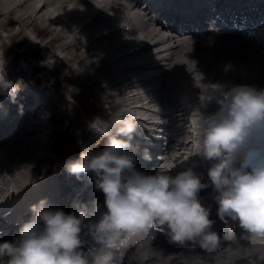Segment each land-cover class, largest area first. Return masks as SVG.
Instances as JSON below:
<instances>
[{"label": "clouds", "instance_id": "clouds-1", "mask_svg": "<svg viewBox=\"0 0 264 264\" xmlns=\"http://www.w3.org/2000/svg\"><path fill=\"white\" fill-rule=\"evenodd\" d=\"M233 67L229 61L224 70ZM0 76V93L15 98L20 85L4 72ZM197 83L195 100L187 102L202 120L195 154L208 164L207 180L192 166L175 173L141 170L132 150L137 131L132 116L97 115L88 128L102 138L103 147L97 141L84 144L79 158L66 165L78 176L90 173L104 193L103 204H96L97 218L89 219L86 208L67 211L41 198L31 205L33 216L18 235L0 241V264H134L130 246L156 228L172 241H192L211 251L221 233L200 195L210 186L227 227L238 221L248 233L264 237V88L230 80ZM143 156L152 159L147 148ZM223 237L235 240L236 233L230 228ZM261 260L264 254L252 264Z\"/></svg>", "mask_w": 264, "mask_h": 264}, {"label": "bare ground", "instance_id": "bare-ground-1", "mask_svg": "<svg viewBox=\"0 0 264 264\" xmlns=\"http://www.w3.org/2000/svg\"><path fill=\"white\" fill-rule=\"evenodd\" d=\"M111 1V7L106 6L105 3L100 4V7L99 5L95 6L94 3L106 2V0H0V13L2 15L10 16L13 8H17L18 16L21 20H24L25 18H28L29 20V18H32L33 15L36 16L40 13L38 22L34 23H36L38 27L46 24L47 26H49V28L53 29V31L55 29L57 30L55 36H52L50 39H48L45 44L50 45V43H52L56 39L61 40L58 48L66 52L65 57H70L69 52L66 51L70 46L87 44L88 49L84 54H89L88 56H90L88 70L86 69V71L84 72L82 67L84 65V61H82V59L80 58L77 59V57L82 58L83 53L76 52L77 50L73 51L76 52L74 53V55L77 57L72 56L70 57L71 59L69 61L65 60L64 57H60L57 66V68H63L66 71L82 68L81 72L77 73L73 71L72 73L77 75H82L84 73V79H80V81L86 83L87 85L89 83L94 84L100 79H102V82H107L111 85L114 81L113 73H127L137 69V65H133L134 67H131L127 64L128 61H126L125 59L129 56H140L138 58H133L135 61L143 57L152 60H162L165 54L166 58L170 59L172 57V53L175 52L174 50H177L178 55L175 57V59L179 55H184L183 61H178L177 64H175V67H178V69H180L181 71L178 72L170 70V64L169 66L168 64L164 66V69H162V67H158L156 69L157 73L154 77L151 78V80L153 79L152 81H157L159 79L161 81V87L160 84L157 85L158 87H160L156 91L157 94L155 92H152L153 88H150L151 86L149 87V90L140 93V96L150 95L152 93L155 96L158 95L160 97V105L162 107H168V109H170L171 111L176 110L177 107L180 108L182 105V102L173 92L176 89L173 84V78L176 76L185 77V79H187L186 85L189 86V88H191L193 92L199 90L198 84L194 85L193 82L197 81L199 82V84H202L206 79L248 82L258 88H264V62L260 63L255 60L258 59L259 53L254 54L253 52H251L252 46L246 43V39H243L240 42L227 33L222 34L225 35V39L228 42L227 44H224L220 39L217 38V36L214 39H212V36H209L208 39L202 38L201 42L189 40L187 44H183L178 40H172L170 42L172 43V46L166 48V46H169L170 43H167L168 40L166 41V39H162L156 43L154 48L152 47L153 50L151 48L152 52H147L144 50H134L132 53L126 54V58H123L121 60L115 59L112 55H115L119 52L123 53L124 51L122 50L137 46L138 43H141L143 39H146L149 36H154V31L150 30L148 28L150 26L142 20L144 19V17L140 14H137L135 25L134 27H130L129 33L140 32V30L142 31L141 38H137L138 43L129 45L133 38L127 32L125 34H123L122 31H115L112 33L109 32L110 30L117 28V25L127 23L128 19L130 18H124L122 7L120 6V8H118L119 5H116V2H118V0ZM76 2H79V4H81L80 7L75 6ZM258 5L259 4H257L256 6ZM102 6L106 7L102 8ZM47 8H49V10H47ZM29 9L31 10V12H29ZM63 9H65V11H63ZM68 9H70L71 11L66 13ZM96 9H98V11ZM128 9L133 12L131 7H128ZM61 10L63 11V15H65L66 13V16L62 20L63 22H56L59 14L62 15ZM113 10L114 12H112ZM132 15L135 16L134 12L130 16ZM121 19L123 20L119 22L118 20ZM116 20L118 21L117 24L115 23ZM72 27H75L74 32H72ZM39 29L42 30L43 28ZM13 35H15V32L11 33V36ZM68 35H72V38L70 40H66L69 37ZM85 38L87 39L86 41H84ZM126 45L129 46H127L125 49H121ZM236 45H241L243 49V52L239 57V54L236 55L238 52ZM228 46H232V49L234 50V53L232 54L230 59L234 67L232 70L226 72L225 74L219 72L215 66L211 67L209 64H201V62L200 66L194 65L193 62H196V57H198L197 54L201 55V57L206 56L210 58L211 61H214L224 55L225 47ZM200 50H202V52ZM54 52L57 55L56 50ZM119 62L121 64L120 66L118 65ZM124 62L126 63L123 64ZM182 62H184V64H181ZM121 66H123V69H121ZM146 67L148 69L152 68L151 66H149V63ZM68 68L69 70H67ZM235 71L237 72L236 74ZM260 74H262L261 81L259 79ZM133 76L134 75H131L128 78H131ZM10 77L11 76L9 74L7 79L11 80ZM124 79L125 81L127 80V78H123V80ZM141 80L142 79H130L127 83L119 81L117 83H114L112 88L108 84L103 87L102 85H99L97 95L102 99V103L106 104L104 109L105 111H107L109 117L117 113L122 114L123 109H126L124 107L125 105H128L127 101L121 102L118 100L123 98L128 100L129 106L132 109L131 116L137 125V132H143V128L144 131L147 132V129L148 131H151V127L149 128L148 126L150 124L146 122L149 120L142 121L144 125V127L142 128L140 124L141 121H137V118L135 117V115H133L135 114L133 107L138 108V105L136 103L139 102V97L137 96L138 93L136 92V89L134 87L138 86L139 84H136V82H139ZM15 81L20 82L19 77H17ZM7 82L8 81H5V83ZM142 82L144 81L142 80ZM116 85L121 86L120 88L116 89L114 88V86ZM28 87L34 89L35 97L42 95V93L44 92V89L39 86ZM112 89L118 91H113ZM123 90L128 91V94H126ZM7 97H2V100L0 101L2 107L8 104L18 105L20 102L19 100L14 101V99H12L11 102L13 103H9L10 100ZM189 97L193 101L195 100L192 96ZM156 99L157 98H155L154 100ZM131 103L133 105H131ZM167 104H170V106H167ZM198 115V124L201 126L202 120L199 113ZM186 119V115L184 117L179 116L177 121H179L181 124L177 125L175 122L176 128L181 130L182 126L186 123ZM22 120L26 123V126L20 127L18 132L23 133L22 137L24 139H20L21 137L19 136L12 139V141H14L13 143H8L6 144V146L0 145V195L9 190L8 187L10 182H18L19 179H21V177L27 174L29 171H34L36 168H38L40 165L38 160L51 158L50 153L40 152V149L45 148L42 138H47L46 131L48 127H46V130L43 134L41 131V127L33 124V127L29 131L25 132L27 126L30 124L29 117L23 115ZM9 131L10 129L8 127L2 126V123L0 124V135L3 132L7 133ZM39 132L43 134L41 135L42 138L39 137ZM176 145L177 148L185 146V149H187L186 147L189 146L188 143H185L183 139H180V142ZM182 152L183 153H181V155L176 154L173 160L182 161L184 159L183 154L186 151L183 150ZM161 164L163 163L161 162ZM7 175L9 176L7 177ZM12 177L13 179L10 180L9 178ZM45 182L46 181L42 182V180L36 181V186L31 188V192H29V194H23L21 197L18 196L15 198L16 200H21L20 202H14L12 200L10 207L9 203L5 204L4 202H0V205H2L0 206V208L4 211H7L15 204L24 205L27 203H36L44 197L48 198L50 205L60 207L62 202H58L56 204V199L53 195L56 187H53V184L52 187H49V184L46 186ZM161 236L163 238L166 237L163 233H161ZM173 245L175 246L176 244L173 243ZM188 247L191 251H185V248H181L180 251H173L176 253L172 254H177L173 256L176 259V263L174 264H251L248 263L249 260L253 261L259 254H264V245L255 243L243 245V243L239 241L231 244L228 248L219 247V245H217V247L215 248L217 251L213 249L211 250L212 252L202 248L199 244H193L192 241L188 244V246H186L187 249H189ZM167 248L168 247H166V249ZM136 250V246L134 248L132 246V248L129 249L130 253L134 254V264H167V262L165 261V257H160V254L157 255V259L149 258L146 259L147 262H144L141 255L137 252L135 253ZM259 264H264V260H261Z\"/></svg>", "mask_w": 264, "mask_h": 264}, {"label": "rangeland", "instance_id": "rangeland-1", "mask_svg": "<svg viewBox=\"0 0 264 264\" xmlns=\"http://www.w3.org/2000/svg\"><path fill=\"white\" fill-rule=\"evenodd\" d=\"M63 11H65V9H63ZM29 12H31L30 9ZM38 15H40V13ZM59 16L62 15L59 14ZM59 16L57 17L56 22L58 21ZM34 18L35 17L33 15L32 18H29V20L28 18L21 20L18 16L17 8H13L10 16L2 15L0 13V47L2 48L5 47L7 50L10 51L8 53L9 55L8 62L10 66L8 65L7 69L13 67L16 68L15 62L18 59L22 58L23 56V58L26 60L24 64L27 66L26 67L27 74L33 73L32 80H34V82L37 83L39 79L40 81H45L46 83L45 85L48 86L52 85V89L56 94V99L54 101L57 102L55 103L57 112L62 110L63 107L67 108V104L65 105L64 101L66 99V96L70 97L69 93H72L77 99H79V101L82 102L81 104L89 111L96 112V110L100 109L101 105L103 104L102 99H100L99 97L96 98V95L98 94L97 93L98 91L96 89L102 83V79H100L98 82L94 84L89 83L88 85L87 84L85 85L84 82L80 81V79H84L83 78L84 73L82 75H77L72 73L73 71L79 73L81 72L82 68L72 69V70H69L68 68L67 70L69 71H66L63 68L60 69L57 68L60 57L56 55L54 51L56 50V53L63 55V57L65 56L66 53L64 51V54H62L63 51L58 48L59 44L61 43L60 42L61 40L56 39L55 41L50 43V45L45 44L48 39L54 36V33H52L53 29L49 28V26H46V24H43L38 27L36 23H34V22H38V19L36 18L34 19ZM39 28H43V29L41 30ZM74 29L75 27H72V32H74ZM13 32H15V35L11 36V33ZM68 36H69L68 39L72 38V35H68ZM86 40L87 39L85 38L84 41ZM87 49L88 47L84 46L83 44H78V45L70 46L66 51L69 52L70 57L72 56L77 57L74 55V53L76 52L86 53ZM75 50L77 51L73 52ZM88 55L89 54L83 53L82 58L77 57V59L80 58L82 59V61H84V65L82 66L84 72L86 71V69L88 70V66H89L88 64L90 61V56ZM70 57H64V58L65 60L69 61L71 59ZM200 57L201 55L198 56L199 61L196 60V62H193L195 66L197 65L200 66ZM18 63L21 64L20 62ZM48 63L52 65H49ZM21 70L23 69H20V72ZM236 73L237 72L235 71V74ZM72 100L74 99L71 98L70 102H72ZM64 121L70 122L69 117H66ZM69 132H70L69 139L73 140L74 135L72 136V132L71 131ZM20 137H21L20 139H24L22 135ZM71 148L75 149L76 147L74 145Z\"/></svg>", "mask_w": 264, "mask_h": 264}]
</instances>
